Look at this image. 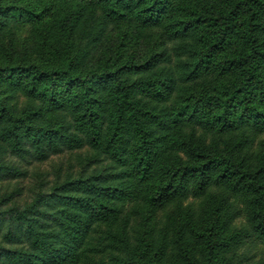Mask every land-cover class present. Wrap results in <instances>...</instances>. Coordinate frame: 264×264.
Here are the masks:
<instances>
[{"label":"rangeland","instance_id":"374dc122","mask_svg":"<svg viewBox=\"0 0 264 264\" xmlns=\"http://www.w3.org/2000/svg\"><path fill=\"white\" fill-rule=\"evenodd\" d=\"M168 1L171 15L146 26L135 16L145 9L151 12L152 4L136 0L130 8L119 9L125 15L122 18L107 15L108 7L100 0H0L2 12L8 14L0 16V70L34 64L72 76H91L92 107L104 119L98 143L92 142L85 125L89 110H83L84 97H73L67 107L58 109L48 99L31 97L11 86L5 73H0V101L19 121L17 129L6 124L9 141L0 128V264H191L193 259L202 264L209 253L204 230L211 225L224 227L215 208L208 209L212 201L196 199L190 185L176 198L159 204L148 198L149 189L157 191L171 180L179 186L186 167L203 164L192 159L194 149L217 151L223 160H230L234 146L251 137L249 146L264 155V132L246 126L205 132L202 124H192L201 96L225 85L239 88L235 72L222 78L211 74L199 57L203 36L208 47L229 28L222 19L228 11L223 0ZM25 6L42 17L23 19L18 8ZM260 13L261 30L264 12ZM247 14L236 15L234 39L221 53L243 51L245 31L250 25L251 32L258 27L254 15ZM180 21L193 23L188 33L179 32ZM176 32L180 36L171 38ZM262 39L260 50L264 51L263 30ZM130 66L140 69L133 71ZM144 79L164 82L168 88L162 84L158 98L153 90L138 88ZM63 83L57 82L59 88ZM130 85L137 88L130 106L124 104L128 99H121L128 113L123 122L131 117L132 108L147 114L143 128L151 151V172L146 180L130 154L131 148H141V135L134 138L132 121H127L129 133L122 131L128 149L116 153L114 146H108L116 109L112 91ZM73 89L77 91V85ZM251 95L261 98L260 87ZM250 150L239 153L236 165L240 171L256 173L259 168L252 169L246 159ZM250 190L235 192L230 184L228 188L212 184L210 192L217 194L214 204L225 198L221 207L226 211L230 204L246 210L262 195ZM97 202L104 216L98 215ZM206 209V217H201ZM241 221L242 217H236L218 233L239 231ZM256 237L239 249L235 264H264V235Z\"/></svg>","mask_w":264,"mask_h":264},{"label":"trees","instance_id":"16d2710c","mask_svg":"<svg viewBox=\"0 0 264 264\" xmlns=\"http://www.w3.org/2000/svg\"><path fill=\"white\" fill-rule=\"evenodd\" d=\"M104 5H107L109 12H106L107 15L111 17L122 18L125 15L123 12H120L119 9L122 7L130 8L133 0H100ZM138 4L149 5L152 4L151 12L138 11L139 13L135 16L136 21L142 25L151 26L153 23L163 22L165 16L171 15L168 9H170V4L168 0H136ZM164 1V3H163ZM225 2L228 13L224 16L223 23L228 25L229 28L223 30V36L220 34L216 38V41L207 44V37L203 36L201 39L202 48L199 52L201 58V65L211 72V74H218L221 78L224 75H231L236 73L239 79V88L237 90L229 88L228 85L224 87H219L221 90L216 89L214 93H207L199 98V109L194 110L191 116L192 124L196 123V126L203 125L204 131H220L232 129L234 126H246L247 128H255L257 132L259 130L264 132V51L260 50L261 41L259 40V34L263 30L264 25L260 30V23L262 21V14L264 12V0H223ZM148 10V9H147ZM18 12L24 19L33 20L39 19L42 17V13H39L29 7H20ZM246 12L250 17L254 15L253 20L258 21V27L255 28L254 32H251V25L249 32L245 30L246 39L244 49L241 53H221V51L226 47L229 41L234 39L233 31L236 28L235 18L236 15ZM7 11L2 12L0 8V16H7ZM179 26H182L180 33H188V29L192 27L193 23H197L193 20L192 22L180 21ZM191 24V26H190ZM220 31V30H219ZM176 32L174 35L177 37L180 36V33ZM178 33V34H177ZM259 33V34H258ZM186 37V36H184ZM206 48V49H203ZM140 69L130 66V70ZM0 73H5V80L15 88H21L27 91V95L31 97H42L48 99L52 106L57 107L58 109L68 106V103L73 100V97H84L86 99V105L83 106L84 112L88 111V121L85 122V125L90 133L91 141L98 143L101 136V127L104 123V119L100 118L98 112L92 107L94 105L91 98L93 89L91 88L92 78L91 76H72L70 72H64V70H50L47 67L42 65H16L9 68H4L0 70ZM5 71V72H4ZM1 79V77H0ZM96 80V78H94ZM58 81H63V87L59 88L57 84ZM238 82V80H237ZM235 81V83H237ZM162 84L164 82H158L155 80L144 79L140 85H138L141 91L153 90L155 95L159 98L162 97ZM77 85L78 90L74 91L73 87ZM127 86V85H126ZM116 88L112 92H115V104L116 108L113 111L111 117L110 125L112 128L109 145L110 147L114 146L113 149L117 153L121 148L123 152L128 149V144L125 142V139L122 135V131L128 132L127 121L133 123L135 133L134 138L138 139L141 143V148H134L130 150V154L134 156L136 161V169L139 174L143 176V180H146L149 177L150 170V153L149 144H146L147 140V131L144 127V118L147 114L137 112L136 108H132L131 117L128 118L126 123L123 122L126 117V108L125 105H129V99L133 97L137 85H130V87ZM168 88V85L166 86ZM257 87H260L261 98L255 99L251 93L255 91ZM223 88L225 90H223ZM171 88L168 90L170 91ZM122 98L128 99L127 102H122ZM123 103L125 105H123ZM240 111L238 116L234 111ZM236 111V112H237ZM83 112V115H84ZM197 112H200L198 114ZM13 116L9 114L7 107L0 101V128L3 129L2 136L5 141H9L10 137L7 136L8 130L6 129V124L12 123V127L16 129L19 126V121L14 120ZM103 121V122H102ZM4 127V128H3ZM251 137H247L234 146V150L231 152L230 160H223L219 156L217 151H206L199 152L197 149L192 150V159L197 161L199 159L203 164L188 166L181 173V184L178 186L175 181H170L169 184L162 186L160 189L157 188V191H154V187L149 189L148 198L153 202L163 204L169 202L173 198H176L188 188V186L193 185L195 194L194 197L197 199H203L208 202L212 201V206L208 209L215 208L216 215L224 223V227L216 225L215 227L209 226L207 230H204L205 240H208V250L209 253L205 254L202 264H235V260L240 257L238 255L239 249L247 244L249 238L254 234L256 238L263 237L264 235V155H260L257 149H253V145L249 146ZM145 143V144H144ZM250 150L249 157L246 159L250 160L252 163V169L259 168L256 173L247 172L243 170H238L236 165L239 162V153L242 150ZM248 152V151H247ZM140 157H137V156ZM251 158V159H250ZM251 163L249 165L251 169ZM260 166V167H259ZM235 168V172H233ZM218 169H221L218 172ZM223 169V170H222ZM175 170V169H174ZM172 171V173L174 172ZM222 171V173H221ZM175 172L174 174H177ZM236 177H238L236 179ZM234 179L235 188L234 190ZM140 183V181H139ZM243 183V185H241ZM212 184L217 186H223L228 188L229 184L233 191L241 192L243 191H253L254 194H262L258 200H252L249 207L246 210L237 209L234 205L230 204L227 206L226 211H223L221 207L224 203L225 198L221 196L218 200V203H215L216 192H210L212 189ZM119 191V189H115ZM100 192L105 190L103 188L99 189ZM123 190H121L122 192ZM212 194V195H210ZM211 205V203H210ZM98 207V215L104 216L102 212V204L98 203L95 205ZM203 210L201 217H206V211ZM230 209L231 212H227ZM93 216L95 218L96 216ZM242 217L238 225L240 228L239 231L234 230L233 234L225 235L223 232L218 233V230L223 228L228 229L229 223L233 222L236 217ZM93 222V219L91 223ZM78 231L81 233L82 230L78 228ZM233 249V250H232ZM232 250L233 254L231 256L228 252ZM192 257V255H190ZM29 264H35L28 262ZM50 263L49 261L46 262ZM27 264V263H26ZM189 264V263H187ZM191 264H199L198 260L193 259ZM239 264V263H237Z\"/></svg>","mask_w":264,"mask_h":264}]
</instances>
